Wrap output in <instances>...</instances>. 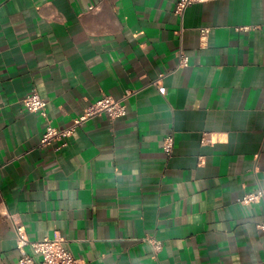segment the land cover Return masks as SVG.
Segmentation results:
<instances>
[{
  "label": "crops",
  "instance_id": "crops-1",
  "mask_svg": "<svg viewBox=\"0 0 264 264\" xmlns=\"http://www.w3.org/2000/svg\"><path fill=\"white\" fill-rule=\"evenodd\" d=\"M177 1L0 0V264L9 214L83 264H264V203L239 202L264 188V0ZM33 91L60 127L132 93L55 149Z\"/></svg>",
  "mask_w": 264,
  "mask_h": 264
},
{
  "label": "built area",
  "instance_id": "built-area-1",
  "mask_svg": "<svg viewBox=\"0 0 264 264\" xmlns=\"http://www.w3.org/2000/svg\"><path fill=\"white\" fill-rule=\"evenodd\" d=\"M206 1L208 0H178L176 13L183 16L189 6ZM201 30L204 36L209 32L208 28H203ZM182 31L181 29L180 32ZM188 64L189 57L182 53L179 66H187ZM154 83L158 84L159 80ZM131 93V91H127L121 98H114L111 95L103 94L75 117L71 124L63 127L53 123L47 112V100L37 91H33L26 95L22 100V105L28 111L41 114L45 119V130L40 140V146L49 147L58 143L55 149H61L67 146L69 138L79 127L96 116L107 113L112 120L123 117L127 113L125 100ZM204 140H206L205 137ZM174 143L175 139L172 134L165 136L163 149L167 155L173 153ZM239 202L242 205L264 203V188L246 192L239 199ZM9 216L15 228L16 246L19 251V264H83L80 259L76 258L72 252L65 247V240L62 237L55 236L54 238H45L43 240H31L23 222L13 214H9ZM257 227L260 230H264V221L257 224ZM144 239L151 244L154 253H158L163 247L161 240H158L154 235H148Z\"/></svg>",
  "mask_w": 264,
  "mask_h": 264
}]
</instances>
